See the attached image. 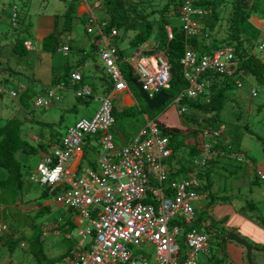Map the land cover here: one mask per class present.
I'll use <instances>...</instances> for the list:
<instances>
[{
	"label": "built area",
	"instance_id": "2783aa9c",
	"mask_svg": "<svg viewBox=\"0 0 264 264\" xmlns=\"http://www.w3.org/2000/svg\"><path fill=\"white\" fill-rule=\"evenodd\" d=\"M198 1L182 0L179 6V26L187 40L209 38V31L204 30L203 24L211 19L213 9L196 4ZM95 8L99 9L100 3ZM86 20V33L97 47V55L112 88L108 94L97 98L88 85H82L81 73L71 74V82L81 85L75 90V97L96 98L100 107L92 119H81L67 130L52 148V153L40 159L35 168L36 176L31 177L33 183L53 192L59 191L60 202L72 212L74 225L80 228L79 236L92 238L90 244L77 250L68 264H199L200 255L210 253L209 235L202 228L194 227L195 204L207 196L200 192L203 186L200 171L189 178L170 180L169 160L173 150L155 120L149 119L138 136L123 149L117 148L112 134L116 124L113 96L129 88L122 63L133 70L142 90L153 99L170 88L171 70L167 57L164 53L149 57L137 48L126 50L121 59L120 48L115 44L120 38L118 30L106 34L108 24L100 21L94 8L90 9ZM166 31L169 40H173L172 26ZM63 51L67 54L68 47ZM255 51L264 52V38L259 39ZM182 66L188 87L173 102L180 108L181 115L189 112L181 105L185 97L196 100L209 95L213 83L206 76L233 80L239 88L247 77L230 46L200 54L186 42ZM64 88L61 85L46 91L36 98L34 107L45 109L61 103L63 97L59 91ZM25 90L24 85L17 90L21 93L0 86V95L7 94L18 100ZM252 95L256 97L257 92L253 91ZM90 136L100 138L97 169L74 172L70 168L71 161L83 154L84 143ZM221 136L219 129L205 130L206 142L202 154L195 160L197 166L205 168L218 157L219 153L212 149V141ZM237 161L244 162V157L238 156ZM257 176L264 181L262 170H257Z\"/></svg>",
	"mask_w": 264,
	"mask_h": 264
},
{
	"label": "rangeland",
	"instance_id": "374dc122",
	"mask_svg": "<svg viewBox=\"0 0 264 264\" xmlns=\"http://www.w3.org/2000/svg\"><path fill=\"white\" fill-rule=\"evenodd\" d=\"M77 1L0 0V60H3L1 58L4 57L7 61H5L6 63L3 62V64L0 63V72L5 69V66L11 68L10 72L14 74L10 83L6 82L3 85L0 83V86H3L8 91H17L20 82H23L24 86L30 83L28 79L29 73L32 66L36 68L38 56L33 53L17 54L14 51V41L16 38H19L21 42L28 39V28L32 26V29L35 30L42 15H57L61 20V22H58L65 30L64 40L71 42L76 49H82L86 45L88 47L86 25L81 21H76L75 17L77 18V14L71 13L72 6ZM79 1L84 2L85 0ZM170 1L152 0V5L147 6L146 11H158ZM233 1L225 0L224 6L218 9L221 18L217 28L219 32L217 38L219 39H223L227 35L229 29L227 19L232 12L231 3ZM97 3L102 4L101 10L95 8ZM87 4L94 8L95 14L98 17L100 16V21L104 22L106 0H87ZM15 6L18 8L19 28L17 30L11 27V16ZM172 14H174V11ZM169 22L173 26L179 25V20L176 16H171ZM129 33L126 35L121 33V46L123 48L130 46L129 41L133 33ZM159 37L158 26L156 25L151 40L144 45L145 51L156 49ZM211 37L213 38L214 35L211 34ZM77 38L80 39V42L75 41ZM262 38H264V35ZM127 51L130 50L127 49ZM256 54L261 58L264 65V52ZM59 55L62 56L61 53ZM73 55L69 59L65 57L64 59L70 61ZM93 59H95L98 67L97 69L92 67L90 72L84 73L85 81L86 85L93 90V94L97 98H102L109 78L99 57L96 55ZM92 64H94V61H92ZM19 67H23V73L22 69H18ZM3 72L2 74L0 73V78L6 76L7 71L6 73L5 71ZM32 82H34L32 84L34 87L30 88L28 99L24 98L21 102L22 104H20L19 100H14L7 94L0 98V127L11 121V119H20L24 122L22 127L23 138L34 142L35 145L39 143H43L46 146L53 144L55 141L49 140L47 135H51L54 139L63 137L71 127L69 125L75 124L73 121L79 118V120L92 119L100 107V103L95 102L96 98L89 99L85 103H77L75 96L73 97L74 92L68 88L66 93H64V97L66 95L68 99L72 100V103H70L72 105H64V101H62L53 105L52 108L35 109L34 102L37 94H35L36 90L34 88L37 86L35 81ZM242 84L240 88L233 85L227 91L228 98L223 107L221 120L216 126L222 132L220 142L226 148L220 150L222 152L216 158L218 163L212 164L213 167H210L211 178L216 195L229 196V200L215 204L212 207L209 206L211 201L206 202L204 210H201L208 223L205 224L202 231L209 235L210 253L200 255L199 264H240L232 258L226 249L228 243L236 244L229 240L230 234L239 236L252 245L255 250H258L254 251L252 255L254 264H264V227L261 225V221L264 220V181H261L256 175L257 170L264 172V83H260L254 77L248 76V78L243 80ZM63 90L59 92L62 94ZM253 91L257 92L256 97H253ZM17 92L21 93L20 91ZM136 99L139 101L141 108L145 110L143 102L137 96ZM122 104L123 98L115 99L114 106L119 111L126 109V107H122ZM74 105H86V107L78 114L71 111ZM141 108L132 110L129 115L118 114L116 124L112 128V134L115 137V144L118 149L125 148L127 144L138 136L139 131L146 126L147 123ZM179 111L180 108L178 106L170 105L165 112L159 114L154 120L165 128L181 127L186 129L183 126H190V129H197L195 124L189 125V117L198 125L200 123L201 125L206 124L210 118L209 114H195L192 112L181 116ZM51 114L52 116L47 120L46 116ZM59 116H63V118L59 119ZM27 119L29 120L27 121ZM40 119L48 121L54 127L48 129L47 124H40ZM34 120L37 121L34 122ZM151 120H153L152 117ZM66 127L68 128L66 129ZM41 131H44V135H42L44 137L43 142L41 141L42 137L39 136ZM119 133L123 136H120ZM53 147H49V153H52ZM85 150L87 151L85 158L87 162H84L82 166L87 167L86 169H92L96 164L101 148L97 147L94 150H87V146H85ZM238 156H243L244 162L239 163L237 161ZM20 161L24 167L28 166L27 168L30 171L24 177L18 203L15 206H10V209L5 208L4 212L2 211L3 207L0 206V216L2 218L0 219L2 229L0 235L5 233V236L21 237L24 241L12 252L10 244L4 243L5 241L3 240L0 244V264H44L45 262L50 264L49 260H57L63 255L65 257L64 261H57L56 264H68L70 259L66 256L67 253L72 252L78 244L83 247L87 246L92 242V238H81L78 227L71 231L58 228L57 225L64 224L58 218H64L65 222L70 221L68 216L65 217V208L59 200L60 192H53L31 181V177L36 176L34 167L36 168L39 163L40 156L30 157L22 154L20 155ZM5 174L6 172L0 169V176ZM47 202L52 204L50 205ZM45 205H50L47 207L48 211L39 214L40 209H43ZM196 206L198 207V205ZM209 224L212 225L213 230L206 226ZM138 255H140V252H138ZM40 256H43L44 260ZM243 264H248L247 254L244 255Z\"/></svg>",
	"mask_w": 264,
	"mask_h": 264
},
{
	"label": "trees",
	"instance_id": "16d2710c",
	"mask_svg": "<svg viewBox=\"0 0 264 264\" xmlns=\"http://www.w3.org/2000/svg\"><path fill=\"white\" fill-rule=\"evenodd\" d=\"M151 1L152 0H106L104 11L106 17L103 20L108 24V27L105 28L106 34H110L114 29L118 30L119 33L123 31L121 33L125 35L129 32L133 33V36L129 41L130 48H141L147 44L153 36L156 25L158 26V33L160 36L158 48L163 51L167 57L171 70L170 88L166 90L169 95V101L159 110H150L142 100L138 90L130 84V87L135 91L136 96L145 106V110L144 108H141L142 111L149 113L153 120L159 114L165 112L170 105H173L174 100L188 87V82L184 78L182 66L186 42L190 43L193 49L200 54L211 53L221 47L230 46L234 48L236 59L242 63V71L252 75L260 83H264V66L262 64V60L253 52L260 39L261 30L254 26L251 21L252 17L255 16L264 20L263 0H234L231 3L232 12L227 19L229 29L226 37L223 39L217 38L219 33L217 28L221 20L218 9L224 6L225 0H199L196 4H201L204 7H211L214 10L213 17L208 21H204L203 24L204 30L210 31L209 38L211 37V34L214 35V37H211L209 40L204 37H194L187 40L181 26H173L170 24L169 18L171 16H179V6L182 4V0H179L178 2L177 0L176 2L171 0L162 9L147 12V6L152 5ZM75 4H78V2ZM75 4L72 6L71 13L76 10ZM101 9L102 4L100 3V8L98 10ZM17 11L18 8L15 6L11 16V27L14 30L19 28ZM173 11L174 14H172ZM14 13H17L16 18L14 17ZM168 26H172L174 30L175 37L173 40H169L168 38L166 31ZM32 30V26H30L27 30L28 39H25L23 42H21L19 38L15 39L14 51L17 54L24 55L28 53L26 41L32 39ZM64 32L65 30H62L60 34H53L47 37L43 42V50L52 49L51 47L56 50L59 46V39L61 37L63 38ZM118 39L120 42L122 41L121 38ZM119 41L116 40L115 44L117 45ZM92 51L94 54L97 53V47L95 44L93 45ZM153 53L154 50L147 52V54H149L148 56L153 55ZM119 55L121 59H124L125 50L119 49ZM91 56L92 55H88L86 58H90ZM95 57L96 56L93 58ZM0 63L3 64V62ZM4 68L5 69L0 73H4L3 71H5V73L7 71V73L5 74L6 76L0 78V83L2 85L6 82L10 83L11 78L14 75L13 72H10V70H12L11 68L5 66ZM122 70L128 80L129 78H132V80L139 83L137 76L126 63H122ZM68 77H70V75ZM206 77L211 78L213 83L210 87L209 95L202 96L196 100H191L185 97L181 103L182 107L189 109V112L186 113L187 115L190 112L195 114H209L210 118L206 124L204 123L201 125L200 123L198 125L192 118L189 117V125L193 123L197 125V129H190V126H183L186 129L181 127L165 128L161 127V125H159V127L162 134L169 139L173 150L172 157L169 160V164L172 169L170 180L178 181L189 178L194 174V172L199 170L200 178L205 182L200 189V192L207 195L208 202L211 201L209 202V206L212 207L215 204L227 202L229 200V196L216 195L214 191V183L211 178L210 167H213V165L218 162L216 158H213V161L207 167L202 168L195 164V160L199 158L204 150V144L206 142V139L204 138L205 130L217 129L216 126L221 120L223 107L228 98L227 91L234 85V81L224 80L218 76L214 77L212 75H208ZM64 78H67V74ZM60 79L61 77L55 76L53 81L59 83L62 81ZM58 83L56 85H58ZM30 88L31 87H28L24 92H22L23 94L20 95V98L18 99L20 104H22L21 102L24 98L28 99ZM111 88L112 84L109 80L107 87L103 91L104 95L108 94ZM3 96L4 95H0V98ZM134 109L138 108H129L123 113L126 112V115H129ZM113 111L116 119V114L118 113L116 109ZM23 126L24 122L15 118L0 127V169L6 172L4 176H0V206L3 207V212L5 208L10 209V206H15L18 203V200L20 199L19 192L22 191L24 177L30 171V169L27 168L28 166L24 167L23 163L20 161V155L26 154L30 157H38L50 154L48 151L49 147H53L59 142L57 140L53 144L47 146L43 143L35 145L34 142H30L23 138ZM47 127L52 128L54 125H48ZM42 134L43 132L41 131L39 136L43 137ZM225 148V146H222L220 138L212 141V149L214 152L221 153L222 151L220 152V150ZM40 211L39 214L46 213L48 208L44 206V208L40 209ZM0 219H2L1 216ZM205 220L206 217L204 216L203 211H199V213H197V220L195 221L194 227H204V224H206ZM70 224L73 226V223ZM210 224L207 225V227L213 230L212 225ZM261 225L264 227V220L261 221ZM73 229L74 228L72 227L66 230L71 231ZM1 231L2 229L0 226V232ZM3 240L5 241L4 243L10 244L9 246L12 252H14L18 245L24 241L21 237L15 238L13 235L5 236V233L0 235V244ZM66 256L70 259L73 256V253L68 252ZM40 258L44 260L43 256H40ZM58 259L54 261L49 260V262L50 264H56L57 261H64L65 257L63 255ZM44 264L47 263L45 262Z\"/></svg>",
	"mask_w": 264,
	"mask_h": 264
},
{
	"label": "crops",
	"instance_id": "0c3cea01",
	"mask_svg": "<svg viewBox=\"0 0 264 264\" xmlns=\"http://www.w3.org/2000/svg\"><path fill=\"white\" fill-rule=\"evenodd\" d=\"M77 2H78V4H75L76 10L73 12V13L77 14V18L75 17V19H76V21H81L82 23H84L86 25V18L88 16L90 9H92V7L87 4V0H85L84 2L78 0ZM58 21L61 22V20L59 19V17L57 15H55V16L54 15H42V16H40L39 24L36 26V29H35L36 31L34 29L32 30L34 32L32 39L26 41V44L29 45V48L27 47L28 53L35 54L36 56H38V59H37L36 68H35V66H32V69L30 70L29 77H28V79L30 80V83H27V85H25V86H26V89H27V87L32 88V87H34L32 85L34 82H32V81H35L36 82L35 85L37 86L36 88H34L36 90L35 94H37V97H39V96H43V94H45V92L48 90H51V89H54L55 87L57 88V87H60L61 85H64L65 89L64 90L62 89L63 92L61 95H62L63 101H64L63 104L67 105V104L72 103L71 102L72 100L68 99V97L66 95H65L66 98L64 97V93H66V90L68 88H70L74 92L73 93V97H74L75 96V90H77L81 86L80 84H75V83L71 82V74L75 73V72L81 73L83 76L82 85H86V81H85L86 77H85L84 73H86L88 71L90 72V68H92V67L97 69L98 65L95 62V59H93V57L96 56L97 53H95L96 55L94 53H92L93 52L92 51L93 50V40H92L91 36H89L87 33H86V36H88L87 41L89 43L88 44L89 48L86 45L82 49H76V47H73V44L71 42L64 40V36H65L64 35L63 38L61 37L59 39V46L56 50H54L53 47H51L52 49H49V50H43V48H42L43 42L47 37H49L53 34H56V35L60 34V32H62V30H64V27ZM251 21L254 24V26H256L257 28H259L261 30V35H260V38H261L264 35V20H261V18L255 16V17H252ZM117 40L119 41V39H117ZM75 41L80 42V39L77 38ZM117 46L121 50H125V51L127 49H129V50L137 49V48H130V46L123 48L121 46L120 41L117 43ZM64 47H68V49H69V52L67 54L63 51ZM140 49L145 52L146 56L149 55V54H147L148 51H145L144 46L141 47ZM153 50H154L153 55H156V54L162 55L164 53L163 51H161L158 48V45H157V48L153 49ZM59 53H61L62 56H60ZM259 53H263V52H259ZM72 54H74L72 57V60L69 61V60L64 59V57L69 59ZM255 54H256V51H255ZM88 55H92V56L90 58H86ZM153 55H151V57ZM1 59H3V60H0V62L6 61V59L4 57H2ZM92 61H94V64H92ZM262 64H263V62H262ZM18 69H22V73H23V71H24L23 67H19ZM66 74H67V78L65 79L64 76H66ZM69 75H70V77H68ZM246 75H247L246 78H248V76L249 77L252 76L248 73H246ZM55 76L61 77L60 80H62V81H60L59 83L56 81H53ZM57 83H58V85H56ZM21 85H24L23 82H20V84L18 85V88H20ZM54 85H56V86H54ZM119 97L123 98L122 107H126V109L139 108V107L141 108L139 101L136 99V94L134 93V90L130 87V85H129V88L125 92L118 93V94L113 96L114 102H115V99H117ZM76 100L78 101L77 103H85L87 101V100H82V99H77V98H76ZM95 102H99V101H95ZM70 105H72V104H70ZM85 107H86V105L85 106H80V105L75 106L74 105L72 107L71 111L77 112L79 114V112L81 113V111H83L85 109ZM49 108H52V107H49ZM45 109H47V108H45ZM114 109H116L118 114L123 115V116L126 115V112L123 113L126 109L123 111H119L117 108H115V106H114ZM143 113H144L145 121L147 123L148 120L151 118L149 117L148 113H145V112H143ZM118 114H116L117 115L116 120H117ZM179 115H181L180 111H179ZM51 116H52V114L50 116L47 115L46 116L48 118L47 120H49ZM61 118H63V116H59V119H61ZM79 119H76L73 122H75V124H76L79 121ZM28 120L29 119H27V121ZM36 121L37 120H34V122H36ZM40 122H41L40 124L44 123V124H47V126L50 125L48 121L46 122V121H42L40 119ZM72 125L73 124H71L69 126H72ZM68 127H66V129ZM48 129H51V127H49ZM66 129H65V131H66ZM42 132H43L42 135H44V131H42ZM119 135L123 136L120 133H119ZM47 137L49 140H52V142H54V141L56 142L57 140L60 141V139L62 138V136H61V137H56V139H54L51 135L50 136L47 135ZM43 140H44V137H42L41 141L43 142ZM57 144H55V145H57ZM85 146H87V150L88 149L94 150L97 147L101 148L100 147V138L97 136H90L86 139V141L84 143V147H83V152H82L83 154L76 156L71 161L70 168L74 172H76L77 170L80 171L82 169H86L85 167L82 166L84 162H87V159H85L87 156V154H86L87 151L85 150ZM46 155H48V154H46ZM43 156H45V155H43ZM43 156L41 155L40 159ZM98 157H99V155H98ZM98 157L96 160V164H95L94 168H92V169H97ZM34 169H35V167H34ZM201 183L203 185L202 180H201ZM204 184H205V182H204ZM207 198L208 197L205 196L201 202H198L195 204V206L198 205V207L196 206L197 213H199V211H201V210H204V204L206 202H208ZM47 203H49L50 205L52 204L51 202H47ZM50 205H45V207H49ZM64 214H65V217L66 216L69 217L70 221L65 222L64 218H61V217L58 218L62 223H64L63 225H57L58 228L59 229H61V228L70 229L73 227L75 229V227H77V226L74 225V217H73L72 212L65 208ZM205 222L207 223V220H205ZM70 223H73V226H71ZM204 226H205V224H204ZM79 230H80V228H79ZM68 238H69V236H68ZM237 246H239V245H236L233 243H228L226 249L228 250V252L232 256V258H234L235 261H237L240 264H243L244 255L246 254V252L241 246H239L241 248H239ZM81 248H84V247L82 245L78 244L72 250L73 256L70 258V261L73 259L74 254H76L77 250H79ZM242 249L244 250L245 253L243 252Z\"/></svg>",
	"mask_w": 264,
	"mask_h": 264
},
{
	"label": "water",
	"instance_id": "95a60500",
	"mask_svg": "<svg viewBox=\"0 0 264 264\" xmlns=\"http://www.w3.org/2000/svg\"><path fill=\"white\" fill-rule=\"evenodd\" d=\"M130 84H132L138 90L142 100L150 110H159L169 101V95L166 92H162L157 97L150 99L148 95L142 90V87L138 82L132 80V78H129V85ZM229 240L243 247L246 250L248 264H254L252 255L254 251L258 250H255L252 245L235 234H230Z\"/></svg>",
	"mask_w": 264,
	"mask_h": 264
},
{
	"label": "clouds",
	"instance_id": "9594fccd",
	"mask_svg": "<svg viewBox=\"0 0 264 264\" xmlns=\"http://www.w3.org/2000/svg\"><path fill=\"white\" fill-rule=\"evenodd\" d=\"M207 8H211V7H207ZM212 9H213V8H212ZM213 14H214V10H213ZM212 17H213V15H212ZM212 17H211V18H212ZM26 46L28 47L29 45L26 44ZM35 109H36V108H35ZM256 175H257V171H256ZM201 228H204V227L201 226Z\"/></svg>",
	"mask_w": 264,
	"mask_h": 264
},
{
	"label": "bare ground",
	"instance_id": "6f19581e",
	"mask_svg": "<svg viewBox=\"0 0 264 264\" xmlns=\"http://www.w3.org/2000/svg\"><path fill=\"white\" fill-rule=\"evenodd\" d=\"M85 168H87V167H85ZM78 171V170H77Z\"/></svg>",
	"mask_w": 264,
	"mask_h": 264
}]
</instances>
